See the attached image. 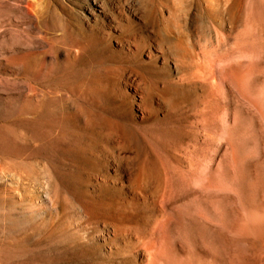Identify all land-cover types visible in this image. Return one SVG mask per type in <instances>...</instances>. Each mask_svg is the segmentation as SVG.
Wrapping results in <instances>:
<instances>
[{
    "label": "rangeland",
    "instance_id": "obj_1",
    "mask_svg": "<svg viewBox=\"0 0 264 264\" xmlns=\"http://www.w3.org/2000/svg\"><path fill=\"white\" fill-rule=\"evenodd\" d=\"M201 5L233 18L217 34L235 55L212 72L164 57L169 46L133 0H0V264H264V0ZM166 6L174 11V0ZM45 107L57 124L75 115L80 127L98 114L149 126L151 110L176 135L156 148L181 161L186 187L165 195L125 182L106 192L97 176L77 200L62 183L75 164L33 137Z\"/></svg>",
    "mask_w": 264,
    "mask_h": 264
},
{
    "label": "bare ground",
    "instance_id": "obj_2",
    "mask_svg": "<svg viewBox=\"0 0 264 264\" xmlns=\"http://www.w3.org/2000/svg\"><path fill=\"white\" fill-rule=\"evenodd\" d=\"M133 2L136 9L142 14L143 27L153 30L155 38L161 44L169 46L168 52L163 55L175 60L179 69H189L184 64L185 62H194L197 66L199 63L207 62L209 63V70L212 72V62L214 60H218L217 58L221 56L232 57L235 55L236 51L228 40L217 34V30L222 27V24H231L232 22L233 18L229 14V9H225V12H223L222 9L215 10L213 8L214 11H208L207 14V11H205L207 8L205 10L202 8L204 6L201 5V0H174V11L166 6L167 0H133ZM164 11L169 15V19L171 17L176 20L173 27L164 23V21L167 22L166 19L162 20ZM209 12L212 14L209 15ZM131 24V22H127V31H130ZM133 32L134 34L130 32L129 34L137 49L131 55L136 57L139 55L141 37L137 36L135 31ZM210 34L214 35L213 40L211 39L212 42L207 39ZM143 41L145 40L143 39ZM234 69L232 67L229 69L228 74L230 77L234 76ZM145 89L147 90V88ZM148 111L151 116L149 126H138L129 121L112 125L108 120L105 121V118L109 120L110 118L102 112L106 116L103 117L104 120L98 114V116L93 117L92 127H80L75 115L57 124L52 118L54 112L45 107L33 120V137L45 141L40 148L41 152L49 155L55 154L59 159H68L75 164L72 171L62 176V183L77 200L84 198L87 183L97 176L100 177L97 183L98 186L106 192L110 191L109 188L122 187L125 182L134 186L133 189L135 190L139 188L141 192V187L144 188L150 185L153 186V190L154 188L165 190V192L161 191V194L165 193V195L166 193L170 195L175 190L182 191L186 187V183L180 179L181 171L178 165L181 166V161L177 160L176 157L172 158V162L176 164L172 165L167 156L159 154L156 148L158 144L164 148L170 145L174 146L176 135L169 128L164 127L163 123L154 120L152 111L149 109ZM56 130L58 135L53 138L52 135ZM145 147H149L151 152H145ZM130 150H132L131 156H121V152ZM114 153L116 154L113 156ZM183 159L182 161H185ZM111 161L115 164V170L112 175H109L107 168L110 166ZM130 188L132 189V187ZM76 198L74 201H76ZM91 212L93 211L91 210ZM49 256L47 257L49 258ZM47 257L44 258L47 260ZM52 260L54 262V259ZM57 261L59 262V260ZM190 264H197L196 260L193 259Z\"/></svg>",
    "mask_w": 264,
    "mask_h": 264
}]
</instances>
